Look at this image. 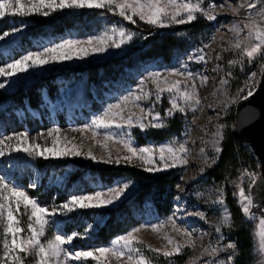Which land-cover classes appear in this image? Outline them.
<instances>
[{
	"label": "rangeland",
	"instance_id": "rangeland-1",
	"mask_svg": "<svg viewBox=\"0 0 264 264\" xmlns=\"http://www.w3.org/2000/svg\"><path fill=\"white\" fill-rule=\"evenodd\" d=\"M248 2H252V0H248ZM21 3L28 7L32 0H21ZM201 3L207 7V0H201ZM215 3L217 5L224 4L225 7L223 9L217 7L212 10L213 14L217 15L214 21L209 22L199 13H197L198 18L196 19L203 20L211 25V28L201 32L196 40L188 37L185 49L174 54L168 62L165 63L160 59L133 61L129 66H124L121 69L116 80L111 82L102 81L100 84L86 80V71L107 61L121 59L122 57L126 58V55H130L132 50L140 49L146 36L134 28H130V26L136 27L137 24L134 26L125 22L118 14L114 15L106 9H65L55 11L49 16L33 14L24 17H14L6 15L3 19H0V34L5 30L11 31L13 27H22L21 31L10 35L5 40H0V67L21 58L30 51L42 50L46 46L59 43L65 39H87L98 35L110 28L114 23L124 26L135 33L133 41L121 49H110L104 55L93 56L86 60H73L71 62L51 64L40 69H32L26 73L18 74V78L13 77L10 86L6 87V89H0V139L20 132H27L29 134V144L34 143L41 147L51 148L53 140L58 135L59 146L71 141L72 144L80 148L82 153L91 152L97 158L95 162L83 156L48 160L41 158L30 159L24 153L12 152L8 154L6 149L5 156L0 157V177H6L7 182L16 185L19 190H25L26 194L38 200L40 205L49 210L54 206H59L73 194L92 193L95 190L106 189L125 180L131 181V179L117 178L111 183H107L101 181L97 175L86 173L80 179L72 180L71 175L75 171V167L72 164H67L61 168H48L47 165H44L45 161H65L80 158V160L93 162V164L115 167L128 166L143 170L139 160H136L134 164H129L123 160H121L119 165L116 163H104L103 160L108 159L109 156L114 161L129 155V153L126 152L121 144L114 142V140L106 141L103 130H100L93 138L91 130L80 132L72 131L71 129L83 128L86 123H90L92 117L102 113L108 104L116 103L117 98L127 95L131 90L136 89L139 80L147 77L149 73L153 71L165 73L172 69L184 71L181 61L186 60L189 53L203 47L205 43L209 44V47L204 48V52L208 54L206 56L207 63L189 62L186 69L194 73L200 72L208 77L204 85H201L199 80L196 81L197 93L201 100L198 111L196 113L189 111L186 116L176 113L174 118L168 119V122L176 120L180 125L179 134H173L169 139L166 138L159 141L150 138L148 133L152 130H166L168 126L162 129L149 128L145 131H141L138 127L131 129L135 146L137 147L145 145L159 146L167 144L170 140L177 142L186 141V147L188 148V163L186 166L160 172H147L151 175H158L174 171L180 176L173 192L168 213L162 215L151 203L145 202L141 207L132 210L129 216L121 217L119 220L122 224L121 230L116 235L105 242L99 240L97 233L107 225L109 218L107 214H101L99 211L118 209L117 207L122 202L130 199L139 189V184L132 180L134 187L114 206L98 209H77L67 216L57 215L53 218L55 223L49 225L46 236L42 240L52 238L58 234L61 236L71 235L72 233L83 234L86 226H92V230L87 236H77L71 243L64 245L66 250L74 253L77 250H92L97 247L109 246L110 241L116 237L126 234L133 227H140V231L134 233V236L140 241L139 247L151 260L157 258L162 260V264H169L162 254L157 256V253L149 251V249H157L160 253L165 250L171 251L172 246L168 244V239L185 245L183 254L170 258L171 264H204L205 261L213 259V257L204 254V250L209 243L215 244L218 238L215 233V227L219 223L220 206L213 205L210 198H215V193L219 188H224L225 191L224 182H218L209 173L210 168L217 163L220 155V153L214 151L213 136L220 125H223L222 139L226 131L232 129L233 113L236 104L239 102L241 89L251 81L259 82L264 72V59L259 57L253 63H248L245 58L243 70H241L239 63L234 67H229V61L238 59V57L234 51H225V49L231 48V43L236 38L235 34L229 31L233 26V21L243 27L242 21L251 13L260 26L264 27V20H261L259 16L260 9H264V0H259L257 6L253 9H248L247 4H245L244 8H239V5L245 3V0H215ZM232 8L239 9L238 16H233ZM79 16L81 18H79V22H76ZM65 19L73 20L74 22V27L70 30L54 33L53 28H44L40 30L39 35H32V32L36 29L39 30L38 26H42L44 22L56 25ZM134 19L140 22L138 18ZM54 25L51 27H54ZM183 25H174L165 29ZM245 33L246 30L241 35L243 36ZM218 53L222 57L219 61L215 59ZM6 71L11 70L6 69ZM229 71L232 73L231 76L227 75ZM254 72L256 73L254 80L248 79ZM222 78L228 80L227 85L220 84ZM3 79V77H0V81H3ZM167 79L181 80L182 87L184 84L191 87L192 84V81H185L179 76L169 75ZM49 83H53L51 87L52 94H49L50 88L47 87ZM34 84L39 85L36 90V108L30 107L26 102L18 103L11 99V96L19 90L27 89ZM155 87L156 85L150 79L145 81V91L154 92ZM223 89L227 90V96L224 94ZM168 96L169 94L164 93L161 102L155 105L154 110L159 111L161 116L170 107ZM153 100L154 96L147 101H141L140 105L147 110L152 107ZM229 100H235L236 102L228 103L225 108L224 105ZM122 107L125 109L123 113L125 116L134 114L133 119L144 116L140 108L134 107L132 104L122 105ZM57 127L61 129L59 134L53 132L52 135H48L50 129ZM111 131L119 132L116 129ZM41 133L43 134L42 136L40 135ZM11 143L14 146L16 141L13 140ZM220 144L218 145L219 147ZM201 148L205 149L204 153H201ZM205 157L208 158L207 163L205 162ZM210 164L211 166H209ZM201 169H204V171L201 172ZM251 170L258 177V169ZM240 176L241 174L237 179L228 180L229 188L233 190V194L238 191L235 184L240 183ZM32 182L37 184L35 189L29 186ZM30 191H34L36 196L31 195ZM233 194L232 198L238 207V200L234 198ZM58 195H63L64 198L58 201ZM83 211L93 213L88 218H85L82 215ZM194 213L206 214V219L202 220ZM14 214L19 220L21 228L24 229L20 236L21 238H26L30 233L27 232L28 216L24 214L23 205H21L19 213ZM243 218L246 221L244 216ZM170 219L174 221L175 226L169 223ZM141 225H144V227H141ZM148 225H162V227L154 232ZM247 225L251 233L252 247L248 261L244 262V264H256L253 245L259 243L260 228L258 219L247 222ZM177 228L192 234L193 247L187 246L188 237L178 233L176 231ZM229 230L230 228H223L224 244L228 241H233L228 234ZM10 239L11 236L9 235ZM227 254L226 252L219 255L223 257ZM0 255H2V228H0ZM20 255L24 256L25 254L21 253ZM238 257L239 255L236 256L235 264H238ZM25 264H34V257H27ZM69 264H97V262L91 258H82L80 261H70ZM104 264H125V260L108 255L104 258Z\"/></svg>",
	"mask_w": 264,
	"mask_h": 264
},
{
	"label": "snow or ice",
	"instance_id": "snow-or-ice-1",
	"mask_svg": "<svg viewBox=\"0 0 264 264\" xmlns=\"http://www.w3.org/2000/svg\"><path fill=\"white\" fill-rule=\"evenodd\" d=\"M259 0H252L241 3L239 8H244L247 4L248 9H253L257 6ZM223 9L224 4L217 5L215 0H207V7L203 6L201 0H32L30 6L25 7L21 0H0V19L6 15L9 16H29L41 15L49 16L58 10H80V9H106L112 14H118L123 21L137 24L138 18L140 22L155 28H167L174 25H183L194 22L198 17L197 13L201 14L209 22L217 18L213 14L215 8ZM233 16L239 15L238 8L231 9ZM259 16L264 20V9H260ZM243 27H240L235 21L229 31L235 34V40L231 43L230 49L225 51H234L238 59L229 61V67H234L237 63L241 65L243 70L244 59L248 63H253L258 57L264 59V27L260 26L255 18L249 13L242 21ZM22 27H13L11 31L5 30L0 34V40H5L10 35L19 32ZM219 30V29H217ZM245 35H241L245 32ZM135 33L128 30L124 26L114 23L110 28L102 31L98 35L91 36L87 39L69 38L62 40L59 43H53L44 47L42 50L30 51L21 58L7 63L0 67V89H6L10 86L13 77L18 78V74L26 73L32 69H40L51 64H59L71 62L73 60H86L93 56L106 54L110 49H121L129 45L134 39ZM209 47L205 43L203 47L197 48L187 55L186 60L181 61V66L185 69H172L165 73L160 71H153L147 77L139 80L137 88L131 90L129 94L117 98L116 103H110L100 114L92 117L90 123H86L83 128H72V131H86L91 130L93 138L100 130H103L104 139L114 140V142L121 144L129 155L122 158L112 160H103L104 163H116L119 165L121 160L134 164L136 160L141 161V167L146 172H160L171 168H183L188 163V148L186 141L177 142L170 140L167 144L145 145L141 147L135 146V140L131 133V129L138 127L141 131L151 129H162L168 126V119L174 118L176 113L186 116L189 111L196 113L201 100L197 93L196 81L199 80L201 85H204L208 77L202 75L200 72L187 71L188 63H207V53L204 48ZM222 57L218 53L215 57L219 61ZM10 69L11 71H6ZM179 76L185 81H192L191 87L187 84L181 86V80H168L167 77ZM228 76L232 73L229 71ZM163 76V79H162ZM256 73H252L248 79L254 80ZM151 80L156 85L155 91H145V81ZM227 79H221V85H227ZM227 96V90L223 89ZM169 94L170 107L167 108L161 116L159 111H155V105L162 100L163 94ZM254 94L253 89L249 88L247 94L240 98L247 99ZM154 96L152 107L145 110L141 107V101H147ZM235 100L226 101L224 107L228 103H234ZM132 104L134 107L140 108L144 116L133 119L134 114L125 116V111L122 105ZM195 118V117H193ZM222 128L223 125L218 126L214 134L213 147L216 153H221L222 148L217 146L222 142ZM112 129L119 130L113 132ZM60 128L50 129L48 135L53 132L59 134ZM43 135L42 133L40 134ZM186 135V133H185ZM13 140L16 143H11ZM29 134L27 132H20L13 136H7L0 139V157L5 156L6 149L8 154L12 152L24 153L30 159L41 158L61 159L71 157H81L91 159L94 162L96 157L88 153H82L80 148L68 141L59 146V136L53 140V146L41 147L38 144H29ZM8 141V143H6ZM205 149L201 148V153ZM205 162L208 158L205 157ZM211 166V164L209 165ZM204 169H201L203 172ZM244 177L249 178V188L246 191L242 183L235 184L238 189L233 195L238 200V207L247 222H252L258 219L259 223V243L253 245V252L256 264H264V175L257 178L254 172L243 173ZM35 189L37 184L32 182L29 185ZM259 186L261 192L257 193L256 188ZM134 187L131 181H122L114 184V186L106 189L101 188L92 193H80L71 195L65 202L59 206H54L51 210L40 205L39 201L31 198L26 194L25 190H19L18 187L10 182H7L6 177H0V228H2V255H0V264H25L27 257H34V264H69L70 261H80L82 258H91L97 264H104V258L108 255L116 257L117 259H124L125 264H154V262L147 257L142 251L140 241L134 236V233L140 231V227H133L127 231L126 234L120 235L110 241L109 246L97 247L92 250H77L74 253L66 250L64 245L71 243L77 236H87L92 230V226H86L83 234L72 233L71 235L61 236L55 235L52 238L42 240L46 236L50 224L55 223L53 219L57 215L67 216L77 209H98L108 208L114 206L125 197L128 191ZM261 203L257 208L256 199ZM211 199L213 205H219L220 217L219 223L215 227V233L218 238L215 244L209 243L205 248L204 254L213 257L204 262V264H235L236 256L239 255V250L234 241L223 243L225 237L223 235V228H231L232 214L226 207V198L224 188L217 189L215 198ZM21 205L24 208V214L28 216L27 232L30 233L26 238H21L20 233L24 231L21 228L20 222L16 217L19 213ZM15 206V207H14ZM30 210V214H29ZM260 211L259 218L256 216V211ZM200 219H206V214L194 213ZM169 223L175 226L171 219ZM144 227V225H141ZM155 232L162 225H148ZM176 231L183 236L188 237L187 246L193 247L192 234L181 231L177 228ZM9 235L11 239L9 240ZM255 235V233H254ZM167 239V237H165ZM168 244L172 246L171 251L159 252L157 249H149L151 252L161 255L171 264L170 258L175 255L183 254L185 245L174 242L168 239ZM231 250V251H229ZM228 253L221 257L219 254ZM24 253V256L20 254Z\"/></svg>",
	"mask_w": 264,
	"mask_h": 264
},
{
	"label": "trees",
	"instance_id": "trees-1",
	"mask_svg": "<svg viewBox=\"0 0 264 264\" xmlns=\"http://www.w3.org/2000/svg\"><path fill=\"white\" fill-rule=\"evenodd\" d=\"M78 17V21L79 22ZM73 20L65 19L59 24L54 25L50 22H44L42 26H38L39 30H34L33 36L39 35L41 29L53 28L54 33H61L64 30H70L73 26ZM54 25V27H51ZM134 28L142 35L146 36L143 46L140 49H134L126 58H121L113 61H107L99 66L92 67L86 71V80L100 84L102 81L111 82L117 79L118 74L124 66H129L133 61L138 60H155L160 59L165 63L168 62L172 56L185 49L186 39L190 37L195 39L201 32L209 30L211 25L203 20H195L190 24L170 28L157 29L149 25L137 22ZM53 83L47 85L50 88L49 94H52L51 87ZM34 84L31 87L19 90L11 99L18 103L26 102L30 107L36 108L37 104V87ZM180 125L176 120H170L166 130H152L148 133L150 138L155 140H165L173 134H179ZM222 152L218 157L217 163L209 170L210 176L218 182H224L226 191V206L232 214V227L228 231L230 238L236 243L239 250L238 264H244L248 261L251 253V233L247 222L244 220L235 200L232 198L233 190L229 188L228 180H234L239 177L244 168L255 169L256 163L250 157L248 147L239 139H237L228 129L223 135L220 144ZM67 164H72L75 171L72 173V180L80 179L84 174L97 175L98 178L107 183H111L117 178H129L139 184V189L132 195V197L122 202L115 210L99 211L101 214L109 216L107 225L101 228L97 233V238L105 242L121 229V222L119 221L123 216H129L131 211L135 208L141 207L145 202L151 203L155 209L162 215H166L170 209L173 192L178 184L179 175L174 171L161 173L158 175H151L139 168L128 166H109L104 164H93L79 159L65 160V161H45L44 165L48 168H61ZM31 195H35L34 191H30ZM36 196V195H35ZM42 198V197H40ZM64 198L63 195H58V201ZM93 212L83 211L82 215L88 218ZM154 264H162V260L152 259Z\"/></svg>",
	"mask_w": 264,
	"mask_h": 264
},
{
	"label": "water",
	"instance_id": "water-1",
	"mask_svg": "<svg viewBox=\"0 0 264 264\" xmlns=\"http://www.w3.org/2000/svg\"><path fill=\"white\" fill-rule=\"evenodd\" d=\"M233 114L231 132L248 147L249 152L259 164L257 177L259 178L264 175V72L254 94L239 101ZM256 192H261L259 186H257ZM255 199L257 208H259L261 201L258 198ZM260 214V211H256L258 218Z\"/></svg>",
	"mask_w": 264,
	"mask_h": 264
},
{
	"label": "built area",
	"instance_id": "built-area-1",
	"mask_svg": "<svg viewBox=\"0 0 264 264\" xmlns=\"http://www.w3.org/2000/svg\"><path fill=\"white\" fill-rule=\"evenodd\" d=\"M258 84H259L258 81H251L250 83H248L246 86H244V88L241 89V91H240V97L245 96V95L247 94L249 88H252V89H253V92H255L256 89L258 88ZM241 100H244V99H243V98H239L238 101H241ZM249 151H250V150L248 149L247 152L249 153L250 157H252V158L254 159V161H255V163H256V169H258V168H259V166H258L259 164L256 162L254 156H253V155L251 154V152H249ZM245 171H247V172H252L251 169H249V168H244L243 171H242V173H241V176H240V178H239V182L242 183L243 186H245V188L248 190V188H249V182H250V181H249V178H248V177H244V176H243V173H244Z\"/></svg>",
	"mask_w": 264,
	"mask_h": 264
},
{
	"label": "bare ground",
	"instance_id": "bare-ground-1",
	"mask_svg": "<svg viewBox=\"0 0 264 264\" xmlns=\"http://www.w3.org/2000/svg\"><path fill=\"white\" fill-rule=\"evenodd\" d=\"M214 137V136H213ZM215 138V137H214ZM218 146V145H217Z\"/></svg>",
	"mask_w": 264,
	"mask_h": 264
}]
</instances>
